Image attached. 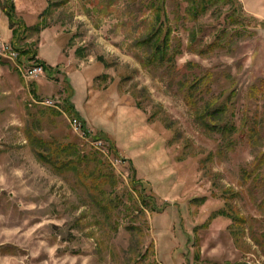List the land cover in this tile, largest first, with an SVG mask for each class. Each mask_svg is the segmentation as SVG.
I'll list each match as a JSON object with an SVG mask.
<instances>
[{
  "label": "rangeland",
  "instance_id": "rangeland-1",
  "mask_svg": "<svg viewBox=\"0 0 264 264\" xmlns=\"http://www.w3.org/2000/svg\"><path fill=\"white\" fill-rule=\"evenodd\" d=\"M14 2L53 72L25 77L0 9V264H264V0ZM29 129L99 153L113 205L39 161Z\"/></svg>",
  "mask_w": 264,
  "mask_h": 264
},
{
  "label": "trees",
  "instance_id": "trees-1",
  "mask_svg": "<svg viewBox=\"0 0 264 264\" xmlns=\"http://www.w3.org/2000/svg\"><path fill=\"white\" fill-rule=\"evenodd\" d=\"M0 9L8 19L9 30L12 33V45L19 53V61L23 63V58H28L29 60L34 61L38 56V51L32 50L31 45L26 43L22 44V42L30 38L33 34L40 33V23L34 26H28L26 21L19 16L14 0H0ZM155 37H157V40H151V46L155 51L153 56H161L162 59H166L165 47H167L169 40L167 38L161 39L162 35L159 34ZM33 65L42 66L48 75H51L53 72L52 68H50L44 60H35ZM68 103L67 110L73 111V105L70 101ZM215 112H217L216 115H214ZM224 114L225 109H214V106L211 104L209 108L206 109V113L202 116V119L203 121H206V116L208 117V115H212L214 119L216 116H222ZM77 115L78 114H76V116ZM213 127H216V129L221 132L233 129V125L222 123L213 124ZM26 134L27 139L34 148L39 161L49 165L57 172L63 174L72 173L75 175L78 181L83 182L82 185H84V187L91 192V195L95 198L96 204L99 207H108L111 206V204L113 205V196L106 190V184L110 183L111 178V175L107 174V169L109 167L105 166L106 163L103 164V162L99 161V153L95 152L94 154L89 155L82 154L76 142L66 143L56 139H45L32 129H29ZM100 139L101 138H97L96 140ZM257 163L258 166L261 167L259 161H257ZM135 184L142 185L143 183L136 182ZM139 198L141 203L145 205L149 204L148 200H154V197H145L143 194H140ZM153 206V208L157 210L156 205ZM216 213L217 214H214L230 218L233 221V224L229 227L231 233H236V228H239V226L242 227L246 222V219L241 216L228 202L225 203L224 207ZM214 214L213 217H215Z\"/></svg>",
  "mask_w": 264,
  "mask_h": 264
},
{
  "label": "built area",
  "instance_id": "built-area-1",
  "mask_svg": "<svg viewBox=\"0 0 264 264\" xmlns=\"http://www.w3.org/2000/svg\"><path fill=\"white\" fill-rule=\"evenodd\" d=\"M2 49H3L2 52L5 53L7 58L14 60L17 57V54L14 52V50L8 45L7 46L3 45ZM42 73H43V68L41 66L33 65L25 70V77L28 79H33L40 76ZM73 126L76 131L80 130L81 128L79 121L76 119L73 120Z\"/></svg>",
  "mask_w": 264,
  "mask_h": 264
}]
</instances>
